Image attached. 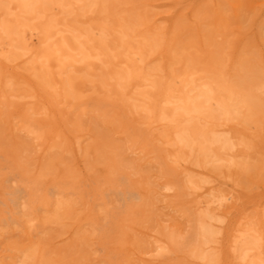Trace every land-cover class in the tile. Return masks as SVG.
Here are the masks:
<instances>
[{
  "label": "bare ground",
  "instance_id": "1",
  "mask_svg": "<svg viewBox=\"0 0 264 264\" xmlns=\"http://www.w3.org/2000/svg\"><path fill=\"white\" fill-rule=\"evenodd\" d=\"M1 142L0 159L16 167L26 144L52 175L17 181L25 168L0 161V243L26 242L2 249L0 264L61 254L32 241L34 215L59 211L64 194L84 201L78 228H91L67 248L85 243L88 264H115L110 233L128 244L125 223L146 218L156 224L142 264H264V194L251 203L208 176L264 173V0H0ZM153 160L165 166L156 180L132 179ZM68 175L77 191L62 193ZM171 206L187 207L184 222L156 219ZM20 213L33 216L28 236L10 232Z\"/></svg>",
  "mask_w": 264,
  "mask_h": 264
},
{
  "label": "rangeland",
  "instance_id": "2",
  "mask_svg": "<svg viewBox=\"0 0 264 264\" xmlns=\"http://www.w3.org/2000/svg\"><path fill=\"white\" fill-rule=\"evenodd\" d=\"M90 125V124H89ZM90 136V135H89ZM85 137H88L85 135ZM86 139V138H85ZM92 137L88 138V142H90ZM85 143V142H84ZM83 143V144H84ZM1 147L4 149L8 148L10 149V146L6 145V142L0 143ZM26 145V144H25ZM24 144H21V146H17V150L14 152L15 154L18 155V161H17V166L15 167L13 164V161L11 160L10 156H8L7 159H0L1 164L5 166V171H18L22 170L25 168V172H22L23 176L17 177L16 180L20 181L22 177H27L28 179H33V181H38V178L40 176H44L45 178L50 179L52 174H48L49 169L45 168V161L42 158L40 160V163L38 164L35 156L36 154L34 153L35 150L29 149L28 146H25ZM26 147V148H25ZM25 148V149H21ZM104 148L105 146H101L99 149L100 152L104 153ZM37 150V149H36ZM105 156V155H104ZM104 156L101 154L100 155V161L104 158ZM79 158V157H78ZM82 157H80V168H81V161ZM107 161V160H105ZM105 161L103 163H105ZM12 162V163H11ZM160 163V162H159ZM158 162L151 161L148 165L143 164V166L140 169V172L137 174L135 173L136 176L132 177V179L135 177L139 176V173H150L151 178L150 181L156 180V177L159 176V174H162L163 170L165 169V166L161 163L159 164ZM99 168H101L103 165L98 163L97 164ZM83 167V166H82ZM231 171V170H230ZM225 169H212L208 173L209 180L212 181V185H220L221 188L231 190V189H236L237 191L240 190V187L242 186L244 190H246L244 193H248V195L251 196V203H256L259 202L261 199V195L264 194V173L261 174L257 178H252L249 179L247 175H241L238 180H235L236 177H233V172H230ZM251 172V171H250ZM89 173V171H88ZM84 174V172H83ZM85 176V174H84ZM79 177H75L72 175L68 176H60L59 180L57 181L56 185L59 187V191L61 189L62 193L67 192V191H77L76 189V184L78 183ZM160 181V180H158ZM239 185V186H236ZM252 190H251V189ZM158 196H154L153 200L156 202V199L161 200L162 194L157 193ZM64 198H62V195H59V199H63L65 204L62 205V208L59 209V211H55L54 208L48 209L47 211H42L41 209L39 210L40 212L37 213V215H34L37 219V224L39 233L33 232V241L32 243L38 244L39 242H46L47 240H52V242L59 246V249H61V254L56 256L55 254L49 253V249H46L43 253V260L48 261L49 264H88V261L84 258L83 256V250H86V245L84 243V246L81 247V244H78L77 247L70 249L67 248L68 244L71 241L76 240L79 236L83 235L86 230H89L91 228L90 225H85L81 229L78 228V219L79 216H81L80 209L81 206L84 204V201H81L76 195H67L64 194ZM260 196V198L257 201H254L252 197H257ZM189 197L185 196L184 200L187 201ZM178 204V203H177ZM163 203L157 202L156 206H162ZM187 207L185 206H174V207H169L164 210H162L163 214H166L165 216H162V213L157 216V220L159 219H164L168 220V222L173 221L175 222H184L183 219V210H186ZM70 210L72 211L70 214H67L66 212ZM152 210V209H151ZM154 210V209H153ZM96 212L101 213L102 209L101 207L97 206L95 208ZM192 211V210H191ZM55 212H57V217L53 218L55 215ZM157 212V211H155ZM185 212V211H184ZM190 212V209H187V213ZM153 216V215H152ZM33 216H24L23 213H20L17 215V218L21 219V225L18 228L17 224L15 223L12 228L10 229V232H15L19 231L20 229L23 230V234L29 235V218H32ZM153 220V219H152ZM152 220L142 219L140 221H137V223H133L131 221H128L125 223V225H129V227L124 226L123 231H126L131 235V242L128 244L120 243L118 242V238L123 237V234H112L110 233L111 237H114L115 240L112 241L108 245V250L111 251V256L112 259L110 262L115 263V264H142L139 262V258H142L145 254V251H143L145 244H143L146 240L150 241L151 236L153 235L152 227L156 224ZM163 220V221H164ZM83 223V222H81ZM110 228L114 230H119L120 227L117 226L116 224L112 225L111 224ZM6 227L0 226V234L1 232H5ZM14 237L10 239H5L4 242L1 241L0 243V253L1 250L4 249L5 247H8L11 242H18L19 246L24 245L26 246V242L22 243V239L18 237V234L14 233ZM138 238V239H137ZM21 241V242H20ZM77 242L80 243L79 240ZM29 245V244H27ZM30 246V245H29ZM130 248V254L126 256L124 251H120L118 248H124V247ZM114 248V249H112ZM117 248V249H115ZM63 250V251H62ZM106 252H101L100 256H104ZM1 256V254H0ZM2 259V258H0ZM1 261V260H0ZM7 263L10 262V259L6 260ZM102 264V263H98ZM172 264V263H168Z\"/></svg>",
  "mask_w": 264,
  "mask_h": 264
}]
</instances>
